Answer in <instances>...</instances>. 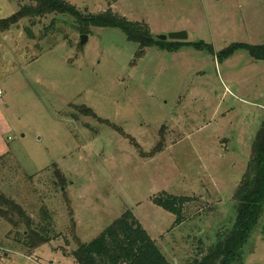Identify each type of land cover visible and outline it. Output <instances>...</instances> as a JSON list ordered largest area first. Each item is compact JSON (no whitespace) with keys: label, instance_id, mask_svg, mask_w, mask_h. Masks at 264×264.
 <instances>
[{"label":"rangeland","instance_id":"374dc122","mask_svg":"<svg viewBox=\"0 0 264 264\" xmlns=\"http://www.w3.org/2000/svg\"><path fill=\"white\" fill-rule=\"evenodd\" d=\"M65 1L84 16L110 9L158 41L186 30L178 42L215 52L142 48L120 28L70 14L0 30V190L35 225L47 209L57 233L25 247L16 231L30 233L27 224L0 216V264H78V246L126 211L173 264H190L234 224L233 197L264 121V60L246 49L220 58L233 43L264 44V0ZM31 4L0 0V20ZM162 193L188 198L177 202L180 224L155 201ZM243 257L264 264V213Z\"/></svg>","mask_w":264,"mask_h":264},{"label":"trees","instance_id":"16d2710c","mask_svg":"<svg viewBox=\"0 0 264 264\" xmlns=\"http://www.w3.org/2000/svg\"><path fill=\"white\" fill-rule=\"evenodd\" d=\"M8 18L0 20V30H8L24 18L45 16L48 14H70L84 22V26L117 27L123 30L129 39L140 43L142 48L161 45L169 51L177 50L182 43L193 46L196 50L208 49L214 53L213 45L200 42L158 41L145 25L141 28L137 22H131L119 14L108 10L105 13L84 16L73 4L65 0H32ZM131 28L140 32L133 33ZM82 32H88L81 28ZM139 51L144 53V49ZM239 49H246L256 60H264V44L233 43L220 52V58H229ZM155 201L166 210L177 215L176 224L183 220L181 204L188 198L175 197L168 193L156 196ZM236 219L231 227L217 233L214 243L200 250V256L190 264H242L244 247L248 244L251 233L257 227L264 213V121L256 132L252 144V154L246 173L237 187L234 197ZM181 202L178 207L177 202ZM40 221L35 225L26 210L11 197L0 190V216L13 227L19 228L26 223L30 233L16 231L25 237V247L39 245L54 238L57 233L52 229L53 220L50 212L43 209ZM35 225V226H33ZM201 244L200 240L197 241ZM203 243V242H202ZM36 247V246H35ZM74 256L78 264H173L154 240L130 212L126 211L109 225L101 234L88 243H81Z\"/></svg>","mask_w":264,"mask_h":264},{"label":"water","instance_id":"95a60500","mask_svg":"<svg viewBox=\"0 0 264 264\" xmlns=\"http://www.w3.org/2000/svg\"><path fill=\"white\" fill-rule=\"evenodd\" d=\"M189 37L188 32L186 30H179V31H173L170 32L169 34H162L158 36L159 40L162 41H167L168 39L174 40V41H185ZM88 39V35L82 34L81 35V40H80V45H84L85 42Z\"/></svg>","mask_w":264,"mask_h":264}]
</instances>
